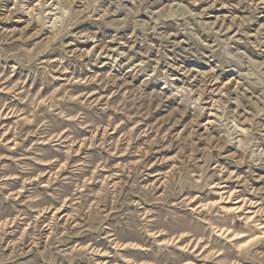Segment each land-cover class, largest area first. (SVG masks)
Returning <instances> with one entry per match:
<instances>
[{
  "label": "rangeland",
  "instance_id": "rangeland-1",
  "mask_svg": "<svg viewBox=\"0 0 264 264\" xmlns=\"http://www.w3.org/2000/svg\"><path fill=\"white\" fill-rule=\"evenodd\" d=\"M0 264H264V0H0Z\"/></svg>",
  "mask_w": 264,
  "mask_h": 264
}]
</instances>
